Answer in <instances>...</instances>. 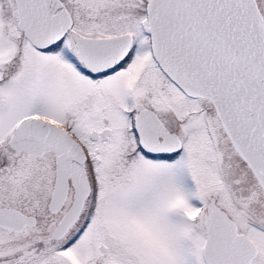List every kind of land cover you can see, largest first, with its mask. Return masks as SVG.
<instances>
[{
  "label": "snow or ice",
  "instance_id": "snow-or-ice-1",
  "mask_svg": "<svg viewBox=\"0 0 264 264\" xmlns=\"http://www.w3.org/2000/svg\"><path fill=\"white\" fill-rule=\"evenodd\" d=\"M0 264H264V0H0Z\"/></svg>",
  "mask_w": 264,
  "mask_h": 264
}]
</instances>
